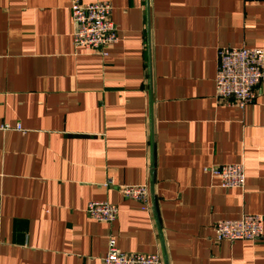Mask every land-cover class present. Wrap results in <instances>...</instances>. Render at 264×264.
<instances>
[{
    "label": "crops",
    "instance_id": "0c3cea01",
    "mask_svg": "<svg viewBox=\"0 0 264 264\" xmlns=\"http://www.w3.org/2000/svg\"><path fill=\"white\" fill-rule=\"evenodd\" d=\"M108 1L103 56L74 45L71 0H0V264H103L112 237L165 264H264V221L255 241L213 228L264 218V85L243 108L215 94L219 48L264 49V0ZM235 163L245 185L223 188L210 169ZM142 184L148 208L122 193Z\"/></svg>",
    "mask_w": 264,
    "mask_h": 264
},
{
    "label": "built area",
    "instance_id": "2783aa9c",
    "mask_svg": "<svg viewBox=\"0 0 264 264\" xmlns=\"http://www.w3.org/2000/svg\"><path fill=\"white\" fill-rule=\"evenodd\" d=\"M71 15L75 25L73 43L76 47L103 56L108 47L119 40L118 31L112 22V4L108 0H71ZM264 85V49L256 47L226 46L218 49V70L215 77V94L220 100L232 101L243 108L253 104L258 87ZM3 130H20V124H6ZM220 180L223 188H240L245 185L243 163L223 165L210 169ZM125 198L139 202L144 208L150 205L148 185H125ZM86 213L93 219L111 223L118 216V207L108 201H90ZM262 215H243L236 219H221L214 224V238L223 241H255L263 236ZM103 264H165L160 254L124 252L114 237L108 242Z\"/></svg>",
    "mask_w": 264,
    "mask_h": 264
}]
</instances>
